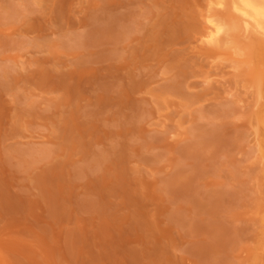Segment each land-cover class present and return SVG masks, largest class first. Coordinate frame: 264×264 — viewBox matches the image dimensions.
Returning <instances> with one entry per match:
<instances>
[{"label": "rangeland", "instance_id": "374dc122", "mask_svg": "<svg viewBox=\"0 0 264 264\" xmlns=\"http://www.w3.org/2000/svg\"><path fill=\"white\" fill-rule=\"evenodd\" d=\"M214 1L0 0V264H264V36Z\"/></svg>", "mask_w": 264, "mask_h": 264}, {"label": "bare ground", "instance_id": "6f19581e", "mask_svg": "<svg viewBox=\"0 0 264 264\" xmlns=\"http://www.w3.org/2000/svg\"><path fill=\"white\" fill-rule=\"evenodd\" d=\"M228 1L229 0H217V2H214L216 6H223L228 3ZM230 6L243 16L242 18L244 19L247 27L252 26L256 29V31L260 32V34L264 36V0H230ZM209 18L210 28L205 33V43L208 42L207 44L214 45L219 44L222 39L221 36L226 33L228 29H226V25H223V23L221 24L215 21V19L213 20V17ZM257 82H259L258 86L262 88L261 82L258 80Z\"/></svg>", "mask_w": 264, "mask_h": 264}]
</instances>
